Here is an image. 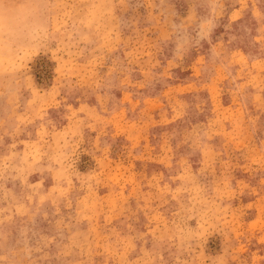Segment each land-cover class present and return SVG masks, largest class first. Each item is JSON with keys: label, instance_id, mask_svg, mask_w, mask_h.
<instances>
[{"label": "rangeland", "instance_id": "1", "mask_svg": "<svg viewBox=\"0 0 264 264\" xmlns=\"http://www.w3.org/2000/svg\"><path fill=\"white\" fill-rule=\"evenodd\" d=\"M0 264H264V0H0Z\"/></svg>", "mask_w": 264, "mask_h": 264}]
</instances>
